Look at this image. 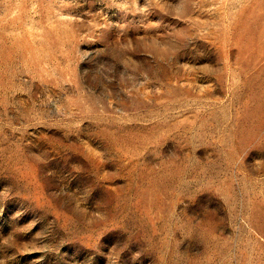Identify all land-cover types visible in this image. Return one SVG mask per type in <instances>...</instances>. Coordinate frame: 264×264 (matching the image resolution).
Listing matches in <instances>:
<instances>
[{
  "label": "rangeland",
  "instance_id": "rangeland-1",
  "mask_svg": "<svg viewBox=\"0 0 264 264\" xmlns=\"http://www.w3.org/2000/svg\"><path fill=\"white\" fill-rule=\"evenodd\" d=\"M0 264H264V0H0Z\"/></svg>",
  "mask_w": 264,
  "mask_h": 264
}]
</instances>
